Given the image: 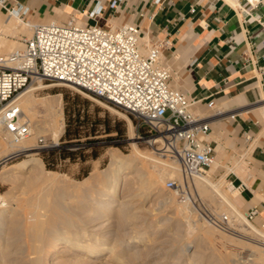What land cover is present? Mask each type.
Here are the masks:
<instances>
[{"label":"bare ground","instance_id":"6f19581e","mask_svg":"<svg viewBox=\"0 0 264 264\" xmlns=\"http://www.w3.org/2000/svg\"><path fill=\"white\" fill-rule=\"evenodd\" d=\"M16 10L4 19L0 16V32L4 28L10 30L17 25L21 26L22 22L29 31H33L37 22L24 21L20 18L18 9ZM50 21L58 22L54 19ZM22 47V41L15 45L0 42V51L11 48V52ZM53 85L63 84L39 83L21 96L19 103L23 118L30 116V106L35 102L34 89ZM91 97L130 122L124 112L94 96ZM53 103L59 106L61 97L58 96L46 104L53 108ZM63 125L59 111L58 119L52 120V143H57L63 132ZM41 128L39 123L35 124L30 131L31 136L14 142L0 125V158L33 150L36 136L32 133ZM155 155L145 151H133L128 155L112 152L111 162L105 170L93 172L82 181H74L64 174L46 170L43 160L39 157H32L23 163L8 167L5 171L28 174H19L17 184L22 188L21 197L16 198L13 194L11 196V193L0 195V264H139L136 260L144 252L153 251L154 242L150 237L153 229L160 230V227L165 226L171 219V216L157 212L154 221L145 228L146 224L139 222L142 214L146 213V208H149L144 205L149 201L153 190L161 191L165 175L175 173L181 176L176 160L167 158L160 152ZM214 164L216 160L211 167ZM194 183L198 193L213 203L218 214L225 211L231 219L237 216H243L242 219L246 217L234 200L236 191L228 192L221 184L211 180L208 174L194 179ZM233 188L240 193L238 188ZM15 198L16 206L10 201ZM173 202V194L162 195L161 204L170 207L174 215L178 216L181 207L175 204L173 207ZM247 225L246 230L259 238L250 239L256 243L249 244L251 258L235 262L233 257L238 252L232 250L226 254L219 253L216 263L209 261L205 264H220L222 261L224 264H264V227L259 228L251 222H247ZM211 232L213 229L208 227L204 236ZM186 242L184 247H178L177 261L180 260L181 264H204L201 259L204 254H201L197 237ZM104 255L106 256L102 258Z\"/></svg>","mask_w":264,"mask_h":264},{"label":"built area","instance_id":"2783aa9c","mask_svg":"<svg viewBox=\"0 0 264 264\" xmlns=\"http://www.w3.org/2000/svg\"><path fill=\"white\" fill-rule=\"evenodd\" d=\"M16 7L21 10L10 0H0V8L9 15ZM100 11H91L89 16ZM141 38L140 26L131 22L103 26L71 17L64 23L35 24L32 35L21 38L22 48L0 55V125L14 142L30 135L31 126L19 102L39 83L60 82L85 91L148 126L160 153L179 163L180 178L167 180L166 188L187 193L190 182L206 174L216 159L211 120L222 117L223 110L213 99L203 105L201 99L173 86V68L163 54L168 40L143 42ZM258 73L264 78V65ZM240 133L250 143L248 152L258 138L250 125L241 126ZM257 147L262 146L254 145L251 153ZM230 184L236 186L234 180ZM237 188L242 193L247 186L242 182ZM258 213L253 207L245 213L246 219ZM209 218L223 230L232 229L227 213Z\"/></svg>","mask_w":264,"mask_h":264},{"label":"rangeland","instance_id":"374dc122","mask_svg":"<svg viewBox=\"0 0 264 264\" xmlns=\"http://www.w3.org/2000/svg\"><path fill=\"white\" fill-rule=\"evenodd\" d=\"M6 15L9 16L8 12L0 8V16L2 19L6 18ZM22 17L25 21H34L29 15L24 14ZM52 19H56L58 23H62L60 19ZM64 19L68 20L70 17L66 16ZM49 21L50 19L34 22L46 23ZM31 35L32 30L29 31L28 27L22 22L21 26L17 25L13 29L7 30L4 28V30L0 32V38L2 37L0 42H3V44L6 45H15L21 41L22 37H30ZM11 48L0 51V55L5 52H10ZM47 83L50 82L47 81ZM89 95L90 94L85 91L64 85H53L33 91V100H35V102L30 106L31 113L29 118H24L29 121L31 129L37 123H39L42 128L38 131H33L32 133V135L36 136L33 150L27 151L26 153L22 152L19 154H12V156L7 158H0V195L11 193V196L15 195L16 198H19L17 196H22V188L17 184L19 174L22 173L25 176L28 173L5 170L15 163H23L32 157L41 158L46 170H51L58 174H64L74 181H82L93 172H102L105 170L111 162L112 152L121 155H128L133 151L143 153L145 151L151 154L153 153L154 155L156 154L155 156H157L160 152L158 150L160 144L154 140L155 136H153L152 132L149 131L148 126L143 124L133 115H129L123 110L115 107L127 114L130 119L129 122L127 118L109 110L103 104L92 98V95ZM58 96L61 97L60 105L58 106L57 103H53V108H49V105L46 103L52 102L53 99L58 98ZM260 98L261 95L259 93L257 96V103H259L258 100ZM232 107L238 106L233 105ZM243 107L244 106L242 105V107L240 106L236 109H241ZM59 111H61L64 123L63 132L61 133L57 143H52V120L54 118L58 119ZM78 116L79 120L83 121L80 124L73 121V119ZM248 122L250 123L249 125L251 128L255 131V136L258 138L252 144L253 146L250 150H248V152L247 147L250 143L246 142L240 133L241 124H244V118L236 114L235 118L223 119L219 122L212 123V133L210 134V137L216 140L217 144L220 143L217 155L219 154V157L221 156V163L216 169V164H214L213 168L208 170L206 174L209 175L211 180L218 182L221 186L225 187L228 192H232L236 189L233 188L230 190V186L227 185V182L223 178L221 180H219V178L226 172L227 166L233 167L239 162L238 164L243 170L237 174L229 172L226 179L228 181L234 180L236 188L238 185L242 184V182L248 180L251 185L249 188L252 189L253 192L254 188L259 192L264 193V165L259 160L260 155L264 153V125L262 122H256L253 119H248ZM91 132L94 133L93 136H86V134H91ZM77 133L81 135L80 142H78V144L75 142L76 139L73 138ZM89 138L93 139V142H88ZM37 145H42L43 148L41 149L50 148L49 145H53L52 147H56L61 150L67 149V151L72 154L70 156L62 157L60 155L62 152H57L49 156L48 153L42 152L43 150H41L40 147L36 148ZM254 145H260L262 147H257L254 152L251 153ZM224 154H226V157H224ZM44 156L48 157L49 164L54 165L53 168H49L47 166V161H45ZM162 158H164V156ZM172 178L179 179L180 176L175 173L165 175L162 180L163 188L161 191H152L149 201H147L144 205L145 208H149H146V213L142 214V217L139 218V220L141 219L139 222H144L146 224L145 228H147V224L154 221L156 218L157 212H162L167 216H171V219L167 224H165V226H161L160 230L159 228L157 230L156 228L153 229L154 232L150 235L152 242H154V244H152L153 246L151 245L154 247L152 249L153 251L148 253L144 252L139 259L136 260V262L139 264H142V262H144L143 264H156L160 260L158 264H171L172 262H175L172 264H181L180 260L177 261L176 258L178 247L180 245L184 247L187 243L186 241L188 239H193L194 237H197V241L201 246V254H204L201 258L204 264L209 261L211 263H216L218 261L219 253L226 254L232 250H237L236 253L238 252L236 256L233 257L235 262H241L243 259L251 258V247L249 244L256 245V243L252 242L250 239L256 238L258 240L259 238L246 230L248 227L247 222H251L259 228L264 227V217L260 216V212L264 210V202L261 206H254L258 208L259 213L254 216L253 219H246V217L242 219L241 217L243 216H237V218L235 217L232 219V229L226 231L217 227L210 220V215L216 216L219 214L213 203L198 193L194 181L190 182L189 186L191 190L187 193H182L170 191L166 188L167 180ZM163 194H173V207L175 205L181 207V212L178 213L179 217L174 215L173 210L170 207L168 208L161 204ZM241 194L243 198L245 197L247 200H245V198L241 199L237 196L236 201L243 210L242 213L245 214L253 208H250L251 204L256 205L257 203L254 201L249 202V196H252L253 193L250 192L248 188H245ZM16 198L14 200H10L13 202L14 206H16L17 203ZM240 218L241 220H239ZM206 227H211L213 232L204 236L207 229ZM189 248L188 250H190ZM105 256L106 255L102 256V258ZM187 261H189L188 256ZM220 264H224V261L220 262Z\"/></svg>","mask_w":264,"mask_h":264},{"label":"crops","instance_id":"0c3cea01","mask_svg":"<svg viewBox=\"0 0 264 264\" xmlns=\"http://www.w3.org/2000/svg\"><path fill=\"white\" fill-rule=\"evenodd\" d=\"M258 1L253 5L249 0H10L21 7L15 12L18 9L22 19L25 10L34 21L57 18L64 23L69 16L103 26L131 22L140 26L144 42L168 40L163 54L173 68V86L201 99L203 105L215 100L223 115L212 123L238 114L244 118L241 126H248V119L264 125V78L258 73L264 65V0ZM98 9L99 14L89 16ZM219 148L220 143L217 153ZM215 160L216 169L221 156ZM259 160L264 165V153ZM238 163L227 166L219 178L230 190L233 186L226 177L243 170ZM243 183L253 193L249 202L257 203L250 208L261 206L264 193L254 188L253 192L248 180ZM234 191L240 207L236 197H245Z\"/></svg>","mask_w":264,"mask_h":264},{"label":"trees","instance_id":"16d2710c","mask_svg":"<svg viewBox=\"0 0 264 264\" xmlns=\"http://www.w3.org/2000/svg\"><path fill=\"white\" fill-rule=\"evenodd\" d=\"M73 121H75V122H77V124H80V123H82L83 121H80L79 120V116L78 117H76L75 119H73ZM77 131V130H76ZM94 131V130H93ZM67 132H69V131H67ZM94 135V133L93 132H91V134H86V136H93ZM73 138H75L76 139V144H78V142H80V138H81V135L80 134H75V136L73 137ZM111 138V137H110ZM88 142H93V139H88ZM42 152H46V153H48V155L49 156H51V155H53L54 153H57V152H62V153H60V155L62 156V157H66V156H70L72 153H70V152H68L67 151V149H63V150H61V149H58V148H56V147H51V148H48V149H44ZM44 159H45V161H47V166L49 167V168H53L54 167V165H52V164H49V159H48V157H46V156H44Z\"/></svg>","mask_w":264,"mask_h":264}]
</instances>
